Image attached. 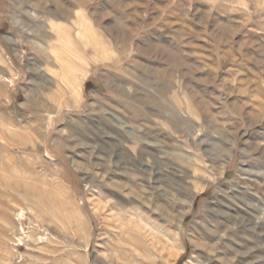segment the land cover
<instances>
[{"label": "rangeland", "instance_id": "rangeland-1", "mask_svg": "<svg viewBox=\"0 0 264 264\" xmlns=\"http://www.w3.org/2000/svg\"><path fill=\"white\" fill-rule=\"evenodd\" d=\"M81 2L0 0V264H264V0Z\"/></svg>", "mask_w": 264, "mask_h": 264}, {"label": "bare ground", "instance_id": "bare-ground-1", "mask_svg": "<svg viewBox=\"0 0 264 264\" xmlns=\"http://www.w3.org/2000/svg\"><path fill=\"white\" fill-rule=\"evenodd\" d=\"M82 2H81V0H77V3L76 4H81ZM45 10V9H44ZM58 11V10H57ZM46 13V15H49L50 17H51V15H52V12L51 11H47V12H45Z\"/></svg>", "mask_w": 264, "mask_h": 264}]
</instances>
